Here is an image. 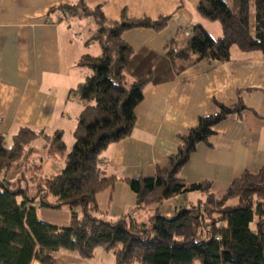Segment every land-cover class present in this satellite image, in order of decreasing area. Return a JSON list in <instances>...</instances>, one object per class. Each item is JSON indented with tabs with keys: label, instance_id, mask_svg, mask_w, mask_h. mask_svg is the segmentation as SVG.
Returning a JSON list of instances; mask_svg holds the SVG:
<instances>
[{
	"label": "trees",
	"instance_id": "obj_1",
	"mask_svg": "<svg viewBox=\"0 0 264 264\" xmlns=\"http://www.w3.org/2000/svg\"><path fill=\"white\" fill-rule=\"evenodd\" d=\"M232 10L227 0H200L196 10L210 21H219L222 36L214 39L200 25L182 29L164 47L162 59L175 74L207 60L224 62L230 47L242 51L264 52V0H236ZM68 17L81 12L92 16L97 31L98 56L83 54L77 65L90 73L70 94L82 104L72 131L73 143L67 151L61 132L47 134L22 127L6 145L0 134V173L31 170L30 186L20 187L21 177L10 181L0 178V264H56L60 250L76 252L88 260L98 247L111 251L114 264H264V167L256 173L242 172L225 192L216 196L210 183H185L179 176L198 143L207 142L214 126L244 106L217 104L214 115L200 116L197 124L180 136L174 154L152 177L125 179L136 195L139 207L154 206L147 223L128 216L115 220L98 216L97 195L112 187L115 176L106 175L99 166V155L112 142L127 137L134 126V109L143 98L144 88L157 83V63L147 51L134 50L122 38L134 28L162 30L171 15L156 19L132 18L122 11L118 20L105 18L101 7L89 9L85 0L61 4L50 9ZM182 29V31H180ZM181 62V63H178ZM50 156H60L64 167L59 174L38 178L41 164L27 166L28 159L40 152L31 146L41 139ZM41 139V140H42ZM189 192H201L203 202L177 207L170 217L158 212L167 199ZM52 196L53 201H47ZM49 208L66 206L69 222L57 227L39 220L36 200Z\"/></svg>",
	"mask_w": 264,
	"mask_h": 264
},
{
	"label": "crops",
	"instance_id": "obj_2",
	"mask_svg": "<svg viewBox=\"0 0 264 264\" xmlns=\"http://www.w3.org/2000/svg\"><path fill=\"white\" fill-rule=\"evenodd\" d=\"M199 1L85 0L89 9L100 6L105 18L113 21L120 18L122 11L132 18L171 15L160 31L134 28L122 35L134 52L143 50L150 57L156 56L153 61L159 75L157 83L144 88L143 98L134 109L131 133L108 144L99 155L100 168L117 179L97 195L98 216L102 219L128 216L147 223L154 206L139 207L125 179L152 177L177 151L180 136L196 126L200 116L216 114L217 104L241 103L244 109L214 126V134L207 142L197 144L179 176L185 183L209 182L210 191L220 196L242 172L256 173L264 167V52L242 51L233 45L229 60H201L178 74L162 59L165 45L180 37L179 28L197 23L212 38L222 36L219 21H210L197 12ZM76 2L0 0V134L8 145L22 127L48 135L58 131L62 137L67 128L72 137L83 104L70 92L90 73L76 63L83 54H100L98 42L92 39L97 25L92 16L81 12L62 17L49 10ZM69 136L67 141L72 143L74 139ZM40 152L46 156L47 171L53 165L64 167L62 157L50 156L43 149ZM39 161L42 169L43 158L39 157ZM13 172L15 178H6L5 170L0 178L14 181L22 177L21 169ZM52 175L55 174L46 173V178ZM180 196L183 195L164 200L158 212L170 217L177 207L205 199L201 192L186 195V201ZM60 252L54 254L56 264ZM60 254L62 264H89L76 252Z\"/></svg>",
	"mask_w": 264,
	"mask_h": 264
},
{
	"label": "rangeland",
	"instance_id": "obj_3",
	"mask_svg": "<svg viewBox=\"0 0 264 264\" xmlns=\"http://www.w3.org/2000/svg\"><path fill=\"white\" fill-rule=\"evenodd\" d=\"M230 8L232 10H236V6H237V3H236V0H227ZM178 63H181V62H178ZM68 136H69V133H68V129L66 128L65 131H64V136L62 137L64 143H65V146H66V149L67 151L70 150L71 146H72V143L70 141H67L68 139ZM72 136V135H71ZM70 137V136H69ZM42 139V136L40 137ZM73 139V136L70 137ZM36 139L32 142L31 146H35L38 150L41 143L43 142V139ZM8 145V144H6ZM39 157L40 158H43V167L42 169H39L35 172V175L40 178H46V173H51V174H59L62 170V168L60 169L57 165H53L51 167V171H47L46 170V156H44V154H42L41 152L37 155H32L28 161L26 162V165H32V164H35V163H39ZM63 161V160H61ZM24 177H21V181H20V187L21 188H25V186H30L31 185V177H32V174H31V170H27L26 172L24 171ZM18 174V172H17ZM14 178L17 176L16 174H14L13 171H5V177L6 178ZM30 190V195L34 193V190H31V186L29 188ZM191 193H197L199 194V192H189V193H186V194H183V196H180V200H184L186 201V195H189ZM199 199V198H198ZM47 201L49 202H52L53 201V197L52 196H48L47 197ZM197 202V199L195 200V203ZM35 207V210H36V214H37V217L39 218V220H41L42 222L44 223H47V224H50V225H53V226H57V227H65L67 226L68 222H69V215H70V210L64 206V207H61V208H49V207H46V206H43L40 204L39 200L37 199L35 202H34V205ZM61 252L60 253H64V252H69V253H74L72 251H68V250H60ZM58 254V264H62V258L60 257L61 254ZM89 262V264H114V257H113V254L111 251H106L105 249H103L102 247H98L95 251V254L93 255V257H91L90 259L87 260ZM193 264H201L199 260H195L193 262Z\"/></svg>",
	"mask_w": 264,
	"mask_h": 264
}]
</instances>
